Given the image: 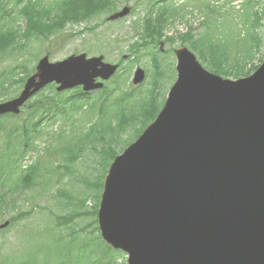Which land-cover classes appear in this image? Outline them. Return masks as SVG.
Wrapping results in <instances>:
<instances>
[{"label": "water", "instance_id": "1", "mask_svg": "<svg viewBox=\"0 0 264 264\" xmlns=\"http://www.w3.org/2000/svg\"><path fill=\"white\" fill-rule=\"evenodd\" d=\"M176 54L178 79L164 108L108 169L101 237L127 264H264V62L230 81L185 48ZM76 62L42 60L0 114L18 113L53 80L58 90L85 84Z\"/></svg>", "mask_w": 264, "mask_h": 264}, {"label": "trees", "instance_id": "2", "mask_svg": "<svg viewBox=\"0 0 264 264\" xmlns=\"http://www.w3.org/2000/svg\"><path fill=\"white\" fill-rule=\"evenodd\" d=\"M118 0H65L63 7L60 9V16L53 20L55 26L63 25L64 22L73 20L76 24L90 23L97 16L106 10L115 9L114 5ZM194 2H200L201 6L199 9L204 14V30L194 35L189 31L182 39V44H187L194 52H196L200 61L206 63L210 71L223 77H231L233 79L246 77L253 71H255L263 60L259 61L258 65L253 66L252 63L256 56L260 53V48L263 43V36L259 31L260 22L264 18V0H243L239 9L231 7L229 10L226 5L232 3V0H192ZM224 1V3L222 2ZM262 4V5H261ZM166 8L162 9V12ZM115 11V10H114ZM51 13V12H50ZM49 10L44 12L40 11L34 23L43 24V17L50 19ZM154 20V22H152ZM95 24L94 26H96ZM32 29V26H30ZM53 29V28H52ZM145 34L152 36V38H159L164 29L163 22L160 20V16L157 15L155 18L149 14L144 25ZM45 34H51V30L45 31ZM37 37V36H36ZM19 48L17 46H11L9 41L4 42L0 39V59L8 58L15 59L14 57L18 54ZM30 70L26 67H21L18 64L0 68V98H12L16 92L23 85L24 80L28 77ZM13 81V84L11 83ZM10 87H13L9 89ZM51 97H45L40 95L37 99L33 100L34 103L26 105L28 112L26 119L22 124V116H14L6 114L0 116V129L7 130L4 138L0 140V150L3 145L7 151L13 147L21 149L19 156L20 159H24L28 151L36 150V145L33 142L32 134L38 135L40 132L37 129L38 122L42 120L45 112L55 108L52 102H49ZM138 107L152 111L149 105L145 103H137ZM155 107V106H154ZM157 111L152 113H142L139 117L143 120L144 124L147 125L155 116ZM20 119L15 122L14 119ZM29 124V125H27ZM81 142L87 140L84 135L78 139ZM69 154L62 158L67 161H72L77 157L75 154L76 148L68 146ZM13 157L15 153L13 152ZM9 155L6 156L4 161L0 163V192L4 188L3 180L5 179L2 175L6 169L12 173L19 169V166L12 165L7 167L11 162ZM105 164L103 170L96 174L80 180L82 185V191L75 199L70 200L69 206L73 209H78L76 213L81 216L87 211V202L90 198L99 200L100 193L102 190V180L106 173L108 163L113 158L108 154H104ZM37 161L30 165L26 170L17 171V179L14 184L23 188H32L35 183V175L37 171ZM93 177H97L93 180ZM33 185V186H32ZM9 193L12 192L10 187H6ZM18 190V188L16 189ZM66 190H60L59 195H67ZM2 195L0 194V205L2 204ZM94 209V218H92V224L95 225V230L99 231L97 224V208H93V204L89 207ZM78 215L74 214V217ZM18 217L17 215L10 219L11 224L14 221L13 218ZM67 219L64 218L63 222ZM68 221L67 223L72 222ZM94 245V249L90 250L91 253L95 254L96 261L102 264H118L123 259L125 264V257L120 255L118 251L113 250L111 247L106 245L100 235H97L96 239H91ZM74 246H79L80 249H86L88 246L91 247L90 243L80 244L79 241H72ZM114 252V253H113Z\"/></svg>", "mask_w": 264, "mask_h": 264}, {"label": "rangeland", "instance_id": "3", "mask_svg": "<svg viewBox=\"0 0 264 264\" xmlns=\"http://www.w3.org/2000/svg\"><path fill=\"white\" fill-rule=\"evenodd\" d=\"M148 1L149 0H146V2ZM183 1H185V4L188 3L187 9L190 11L189 15L195 18V20L191 21L192 27L196 29L199 28L198 17L201 11L197 10L192 1L189 0H177L174 3L182 4ZM241 1L243 0H234V2L228 6V9H231V7H236V9H238L241 5ZM126 2L134 7V11L129 14L128 17L113 23L112 26L109 23H106L107 29H112V31L116 30L117 32L114 34V37H121V40L125 37L128 43L131 40L140 42L141 38L133 31V23L138 22L140 26L139 31H141V25L143 23L142 19L145 18L148 9L147 5H145L144 0H127ZM0 15L5 18L9 17L5 10H0ZM25 21L26 19L24 17H17L16 23H24ZM180 24L182 23H176L167 31V33H172V35L175 33L182 34L185 29L184 27H179L178 30L177 26ZM10 27L16 28V24L13 23ZM259 31L263 36V43L259 55L256 56L252 63L253 66L257 65L260 60L264 59V18L260 22ZM177 47L178 43L169 45V49H163L164 54L160 57L165 56L168 58L169 63L167 65L174 64V56L171 51L172 48L175 49ZM41 50L42 46H35L33 49L35 53L41 52ZM69 50L70 48L67 47L65 43H62L60 48L52 51L51 54L54 59H58L65 56ZM145 52L144 49H141L140 52L136 54V57L126 61L124 66L127 68L140 66L141 68L144 67L150 70L151 68ZM123 53L129 52L122 50L121 54ZM113 56L114 54L110 55L109 58L112 59ZM136 58L137 61H135ZM28 60L29 66L35 65V62L30 58ZM9 63L10 61L7 59H0V68L5 67ZM110 81H113V79ZM171 82L172 80H169V84H171ZM114 86V82L108 83V88H113ZM124 87L128 88L127 83H125ZM30 102H32V99L29 103ZM73 105L81 107L78 112L80 119L74 117V119H76L75 121L79 122L86 128V124L81 123L80 120L84 122V120L89 118L87 103L83 101H75L73 102ZM23 117L24 115L21 118ZM42 123L43 121L40 124L42 125ZM54 124L60 123L57 122ZM45 128L48 129L49 126L46 125ZM5 134L6 131L0 129V140L2 137L4 138ZM34 137L39 136L32 135V138ZM33 141L37 146V151L34 150L32 152H27L24 160L21 161V169H27L29 165L36 161L40 162L41 170L36 174L34 187L23 188L14 184L17 179L18 170L13 171L12 173H10L9 170H6L2 174L5 179L3 180L4 188L0 192L2 195L1 199L4 201L0 205V225H3L5 221H10V219L16 215L18 217L13 218L14 221L10 227L0 231V255L3 256L0 257V261L2 262L4 259L13 256L11 254L12 252L20 257H24L26 264H92L93 260H95L93 255L96 254L95 251L94 253H91L90 251L94 249L93 247L88 246L86 249H80L79 246H76L70 248L69 244L66 242L70 240L67 239V236L63 240H60L64 233L69 232L68 230H70V228H80V230L81 228H84V231L81 230L79 233L80 238L76 239V241L81 240L80 244H85L91 239L97 238V233H95L92 228L93 226H91L92 218H94V214H92L94 209H90L89 207L93 204V208H96L98 200L95 198L88 199L87 211L83 210L87 215H81L77 218L74 217V213H70L79 210L73 209L72 206H69L70 200L80 196L79 194L82 191V185L79 181V177L86 172V167L89 164L88 158L90 156L79 158L76 162L70 165L71 172L66 173L65 170H63L66 163L59 158L50 157L49 155L51 153L48 151L51 150L49 146L53 144L59 146L57 149L59 153L62 152L68 140L48 138L46 136V138H34ZM6 153H8V151L3 145V148L0 150V162L4 160ZM43 168L50 172L44 171ZM6 187H10L12 192L9 193V191L6 190ZM17 188L18 190H16ZM63 189H66L67 195H59V191ZM71 217L72 220H76L68 229H62V225L57 227L59 223H63L64 218L70 220ZM87 223L90 225L89 227H85ZM0 229H2L1 226ZM60 230H63L64 232ZM105 263L107 264V262ZM118 264H124L123 259H121Z\"/></svg>", "mask_w": 264, "mask_h": 264}, {"label": "bare ground", "instance_id": "4", "mask_svg": "<svg viewBox=\"0 0 264 264\" xmlns=\"http://www.w3.org/2000/svg\"><path fill=\"white\" fill-rule=\"evenodd\" d=\"M132 148H133V147H132ZM132 148H131V149H132ZM127 152H128V151H127ZM127 152H126V153H127Z\"/></svg>", "mask_w": 264, "mask_h": 264}]
</instances>
